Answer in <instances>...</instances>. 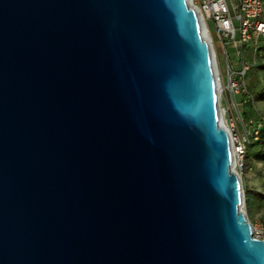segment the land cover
<instances>
[{"label":"water","instance_id":"water-1","mask_svg":"<svg viewBox=\"0 0 264 264\" xmlns=\"http://www.w3.org/2000/svg\"><path fill=\"white\" fill-rule=\"evenodd\" d=\"M188 0H0V264H264Z\"/></svg>","mask_w":264,"mask_h":264},{"label":"built area","instance_id":"built-area-1","mask_svg":"<svg viewBox=\"0 0 264 264\" xmlns=\"http://www.w3.org/2000/svg\"><path fill=\"white\" fill-rule=\"evenodd\" d=\"M189 5L197 12L202 31L209 41L217 66L218 101L220 98L232 97L228 101L229 109L237 103L233 96L241 95L240 104L253 106L254 98L248 89V74L255 62L264 58V0H188ZM217 43L225 57V72L219 66ZM224 114L226 109L222 106ZM237 118L225 121V129L230 139L232 169L240 181L246 169V148L250 141L259 137L261 123L257 117H244L236 112ZM235 119V120H234ZM240 122L241 130L238 127ZM251 225L252 235L264 240V228Z\"/></svg>","mask_w":264,"mask_h":264},{"label":"rangeland","instance_id":"rangeland-1","mask_svg":"<svg viewBox=\"0 0 264 264\" xmlns=\"http://www.w3.org/2000/svg\"><path fill=\"white\" fill-rule=\"evenodd\" d=\"M217 52L220 69L225 72V57L220 47ZM247 59L250 62L257 61V64H252L248 74V89L254 98V105L247 106L248 112L254 113L257 119L264 123V58L255 61L249 55ZM261 89L262 93L259 92ZM220 102L221 106L226 109V114L223 115L225 121L229 118H237L234 109H229L231 106L225 102L224 97L220 98ZM238 127L241 130L240 122H238ZM263 154V147L254 150L253 155L247 153L246 169L242 173L241 186L243 190L242 210L252 225L264 228V162L261 158Z\"/></svg>","mask_w":264,"mask_h":264},{"label":"trees","instance_id":"trees-1","mask_svg":"<svg viewBox=\"0 0 264 264\" xmlns=\"http://www.w3.org/2000/svg\"><path fill=\"white\" fill-rule=\"evenodd\" d=\"M259 92L262 93V89L259 90ZM256 118V116H255ZM264 148V123H262L261 125V129H260V134L259 137L255 140L250 141V143L247 145L246 148V158H247V153L249 155H253L254 154V150H256L257 148ZM262 161L264 162V154L261 155Z\"/></svg>","mask_w":264,"mask_h":264},{"label":"crops","instance_id":"crops-1","mask_svg":"<svg viewBox=\"0 0 264 264\" xmlns=\"http://www.w3.org/2000/svg\"><path fill=\"white\" fill-rule=\"evenodd\" d=\"M216 45H217V49H218V47H220V49H221V46H220L219 43H217ZM217 54H218V52H217ZM218 58H219V56H218ZM256 60H259V59H256ZM256 62H255V64H257ZM241 98H242L241 95L233 96V100L237 103V106L234 108V113H236L238 111V113L241 114L244 117H247V116L254 117L255 116L254 113L251 114V113L248 112V107L247 106H243V105L240 104ZM231 99H232V97L226 96L225 102L228 103V101H230Z\"/></svg>","mask_w":264,"mask_h":264},{"label":"bare ground","instance_id":"bare-ground-1","mask_svg":"<svg viewBox=\"0 0 264 264\" xmlns=\"http://www.w3.org/2000/svg\"><path fill=\"white\" fill-rule=\"evenodd\" d=\"M219 107H220V113H221V122L223 123V125L226 126V124H225V120H224V117H223L224 110L221 108V106H219Z\"/></svg>","mask_w":264,"mask_h":264}]
</instances>
